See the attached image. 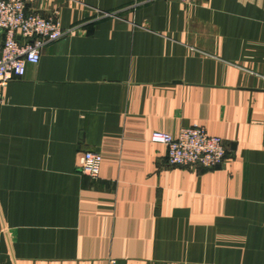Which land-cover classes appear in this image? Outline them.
I'll return each instance as SVG.
<instances>
[{
    "label": "crops",
    "instance_id": "crops-1",
    "mask_svg": "<svg viewBox=\"0 0 264 264\" xmlns=\"http://www.w3.org/2000/svg\"><path fill=\"white\" fill-rule=\"evenodd\" d=\"M145 1L30 5L76 32L3 90L0 264H264V0ZM193 125L222 166L150 141Z\"/></svg>",
    "mask_w": 264,
    "mask_h": 264
},
{
    "label": "built area",
    "instance_id": "built-area-1",
    "mask_svg": "<svg viewBox=\"0 0 264 264\" xmlns=\"http://www.w3.org/2000/svg\"><path fill=\"white\" fill-rule=\"evenodd\" d=\"M156 0H146L153 2ZM189 3L192 0H178ZM36 0H0V30L4 43L0 54V103L3 90L13 80L25 76L27 65H37L43 48L51 42L76 32L75 28L64 30L59 21L45 17L31 10ZM105 16H111L105 13ZM150 141L167 148V162L170 166L200 167L214 169L226 161L224 139L212 135L206 127L193 125L182 128L177 135L155 131ZM101 154L86 151L79 158L81 173L97 178L101 171Z\"/></svg>",
    "mask_w": 264,
    "mask_h": 264
}]
</instances>
